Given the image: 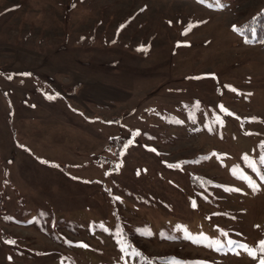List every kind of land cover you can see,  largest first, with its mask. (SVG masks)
Instances as JSON below:
<instances>
[{
	"label": "rangeland",
	"instance_id": "374dc122",
	"mask_svg": "<svg viewBox=\"0 0 264 264\" xmlns=\"http://www.w3.org/2000/svg\"><path fill=\"white\" fill-rule=\"evenodd\" d=\"M263 6L0 0V264H261Z\"/></svg>",
	"mask_w": 264,
	"mask_h": 264
},
{
	"label": "trees",
	"instance_id": "16d2710c",
	"mask_svg": "<svg viewBox=\"0 0 264 264\" xmlns=\"http://www.w3.org/2000/svg\"><path fill=\"white\" fill-rule=\"evenodd\" d=\"M262 13H264V6L257 13L250 16L246 21H244L239 25H236L238 28L244 29V31H241L239 33H241L248 41L262 42L264 40V14ZM253 28L255 29V35H253L251 31V29ZM117 143H119V141ZM110 144L112 146L114 145L113 139L110 141ZM191 180L194 183L198 182L196 184H201V181L203 183L202 178H200L199 176H191ZM205 181L207 182L208 180L206 179ZM124 236L125 237H123V239H128V240L130 239L128 236L126 235ZM135 249H136L135 255H138L141 259L140 261L143 262L144 264H164L168 262H171L172 264H177V262L180 261V259L178 260L177 258L172 260L168 256L159 257V256L150 255L136 246Z\"/></svg>",
	"mask_w": 264,
	"mask_h": 264
},
{
	"label": "snow or ice",
	"instance_id": "6c2138e0",
	"mask_svg": "<svg viewBox=\"0 0 264 264\" xmlns=\"http://www.w3.org/2000/svg\"><path fill=\"white\" fill-rule=\"evenodd\" d=\"M201 2H203V0H201ZM262 14H264V13H262ZM254 19H255V18H254ZM190 27H191V26H190ZM190 27H189L188 29H186V31H185L184 33H182V34L186 35V34H187V31L190 30ZM233 30H234V31H238V32L244 31V29H242V28H238V27L235 26V25L233 26ZM251 31H252L253 35H255V29L253 28V29H251ZM245 42H246V43H251L252 41H248V40H246ZM178 46H179V44H178ZM233 91H235V90L233 89ZM220 107H221V109H222L223 111H225V113L227 114V110H226V109H223V106H220ZM252 119H255V118H252ZM205 159H207V157H205ZM244 159L248 162V166H249V167H252L253 170H255V162L249 161L248 157H245ZM260 163L264 164V157L261 158ZM246 179H247V178H246ZM248 182H249V186L252 187L254 191L258 190V186H257V185H255V184H254L253 182H251L250 180H249ZM235 190H236V191H239V189H235ZM193 207H195V204H194V203H193ZM82 246H85V247H86V245H82ZM260 251H261L262 253H264V241H261V242H260ZM249 254H250V255H253V253H252L251 251L249 252ZM261 264H264V260H261Z\"/></svg>",
	"mask_w": 264,
	"mask_h": 264
},
{
	"label": "crops",
	"instance_id": "0c3cea01",
	"mask_svg": "<svg viewBox=\"0 0 264 264\" xmlns=\"http://www.w3.org/2000/svg\"><path fill=\"white\" fill-rule=\"evenodd\" d=\"M53 105V104H52Z\"/></svg>",
	"mask_w": 264,
	"mask_h": 264
}]
</instances>
